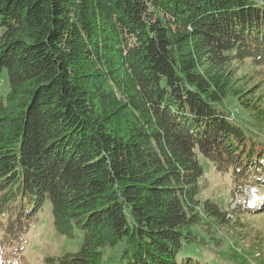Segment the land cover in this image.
<instances>
[{
	"label": "trees",
	"instance_id": "trees-1",
	"mask_svg": "<svg viewBox=\"0 0 264 264\" xmlns=\"http://www.w3.org/2000/svg\"><path fill=\"white\" fill-rule=\"evenodd\" d=\"M245 60L264 64V0H0V249L49 205L83 242L47 264H227L199 156L264 197V141L227 108L254 106L227 70Z\"/></svg>",
	"mask_w": 264,
	"mask_h": 264
},
{
	"label": "rangeland",
	"instance_id": "rangeland-1",
	"mask_svg": "<svg viewBox=\"0 0 264 264\" xmlns=\"http://www.w3.org/2000/svg\"><path fill=\"white\" fill-rule=\"evenodd\" d=\"M227 70L231 71L234 82L239 81L244 86L241 89L246 91L243 103L254 105L246 109L237 99H230L227 108L244 128H251L264 141V117L260 118L264 116V64L258 66L245 60L230 64ZM9 91L7 72L0 71V95L6 97ZM199 162L204 176L199 183L198 212L203 220L201 230L212 240V249L227 256V264H264L263 191L255 181L235 187L231 177L218 172L210 160L200 155ZM207 201L219 206L226 224L203 212L202 205ZM7 241L4 240L1 246ZM82 242L81 236L70 239L60 235L53 226L50 206L45 205L38 213V222L27 235L25 244L19 248L0 249V262L5 264L13 259L17 264H47L49 258L58 260L67 254L77 253ZM117 251L105 248L103 264H118Z\"/></svg>",
	"mask_w": 264,
	"mask_h": 264
}]
</instances>
